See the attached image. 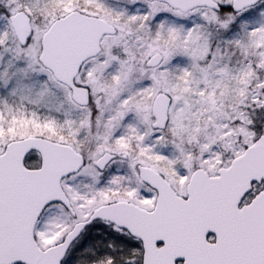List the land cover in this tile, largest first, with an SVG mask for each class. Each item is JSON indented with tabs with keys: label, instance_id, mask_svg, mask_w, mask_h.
I'll list each match as a JSON object with an SVG mask.
<instances>
[{
	"label": "snow or ice",
	"instance_id": "6c2138e0",
	"mask_svg": "<svg viewBox=\"0 0 264 264\" xmlns=\"http://www.w3.org/2000/svg\"><path fill=\"white\" fill-rule=\"evenodd\" d=\"M0 264H264V0H0Z\"/></svg>",
	"mask_w": 264,
	"mask_h": 264
}]
</instances>
